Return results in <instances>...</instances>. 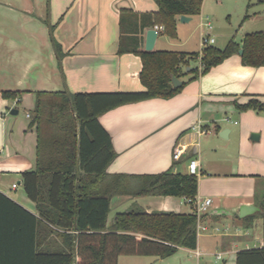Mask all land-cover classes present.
Segmentation results:
<instances>
[{"label": "crops", "instance_id": "0c3cea01", "mask_svg": "<svg viewBox=\"0 0 264 264\" xmlns=\"http://www.w3.org/2000/svg\"><path fill=\"white\" fill-rule=\"evenodd\" d=\"M206 2L203 0L197 15L201 28L197 54L202 52V37L210 36L202 29L205 22H210L205 15ZM244 7L249 17H242L234 33L222 36L224 46L232 38L240 42L246 34L264 31V0H248ZM125 10L155 15L159 8L154 0H0V192L36 217V204L23 190L22 174L38 167V132L33 122L37 93L67 90L71 98L77 93L145 90L140 82L141 58L119 53V18ZM179 18L176 38L158 32L152 51H167L163 49L166 44L177 48L188 45L192 35L184 34V26L189 21ZM154 26L162 25L154 24L138 36L140 51L146 52V32ZM216 35L210 36L214 44ZM171 52L190 54L184 49ZM197 59L200 72V57ZM5 91L19 95L7 100L1 95ZM251 98L264 103V67L244 66L240 55L234 54L188 82L171 98L146 99L103 113L98 122L110 137L115 157L97 184L98 192H110L112 188L114 192L110 177L116 175L132 178L126 184L134 188L136 176L167 171L187 174L188 162L196 159L200 170L196 197L212 201L208 212L200 217V225L208 231L197 235L195 249L178 248L175 254L185 253L195 264H235L237 252L264 247V117L235 107V103L245 104ZM13 110L17 114L11 115ZM231 117L242 120L236 130L240 141L235 163L226 157H208L204 149L206 143L212 141L216 148L217 139L231 137L229 125H218ZM196 128L208 133L198 135ZM223 130H227L223 134L226 138L219 136ZM253 133L259 140L250 139ZM214 134L217 138L212 137ZM42 138L44 143L49 141L44 133ZM177 145L184 146V152L179 160H173ZM241 206L256 210L240 218ZM131 208L146 213H191L182 197L112 193L106 227L110 229L116 215ZM217 254L220 259L215 258ZM164 258L120 256L118 264H155Z\"/></svg>", "mask_w": 264, "mask_h": 264}, {"label": "trees", "instance_id": "16d2710c", "mask_svg": "<svg viewBox=\"0 0 264 264\" xmlns=\"http://www.w3.org/2000/svg\"><path fill=\"white\" fill-rule=\"evenodd\" d=\"M154 1L159 8L155 15L125 10L119 18V53L141 58L140 82L144 91L77 93L71 97L74 110L65 92L37 93L33 122L38 132V167L22 174V187L35 202L38 217L0 192V264H118L120 256L169 257L178 248L195 249L197 218L193 213H146L131 208L117 214L110 229L106 227L112 193L194 198L197 177L173 171L136 176L137 183L132 188L126 184L130 177L116 175L110 177L114 192L112 187L110 192H98L97 184L115 157L110 137L98 117L121 105L171 98L188 82L240 49L242 65L264 67V31L246 34L240 42L232 38L223 49L208 46L192 54L200 57V72L192 69L194 76L174 88L172 77L182 79L191 56L140 51L138 36L160 24L164 34L175 39L177 17L199 15L203 0ZM248 17L247 13L243 19ZM1 95L14 100L19 93L5 91ZM235 107L264 117V103L256 98L245 104L235 103ZM43 133L49 136L46 143L42 142ZM235 264H264V247L237 252Z\"/></svg>", "mask_w": 264, "mask_h": 264}, {"label": "rangeland", "instance_id": "374dc122", "mask_svg": "<svg viewBox=\"0 0 264 264\" xmlns=\"http://www.w3.org/2000/svg\"><path fill=\"white\" fill-rule=\"evenodd\" d=\"M248 0H207L208 7L206 8L205 15L209 17V21L212 25V29L208 30L205 26L202 27L204 29V33H210L211 35H216V43L212 44L211 46H214L218 49H223L224 46V38L222 37L225 33H234V31L238 28V25H240V21L242 20V17L245 14L246 8L244 7ZM242 4V6H241ZM255 11V10H252ZM204 15V16H205ZM185 32L184 34L188 33L191 36V39L189 40V43L187 46L183 48H177L172 45H164L163 49L167 51H188L190 59L188 60V66L183 69L184 75L182 79L186 82L188 80V77L194 76L193 73H188L187 69H197L198 68V59L196 57H192V54H197L198 52V36H199V30L201 28L199 27V21L198 17L194 16L191 21L188 22L186 26H184ZM164 28V27H163ZM245 31H249V29L246 28ZM183 35V34H182ZM221 35V36H220ZM171 42V41H167ZM229 121H236V123L230 124ZM219 127H225L226 125H229L232 130V135L229 139H217V147L214 146L216 144L206 143L204 144L206 149V155L208 157H226L230 161V163L236 162V156L238 151V144H239V135L236 133V130L242 126V120L237 117H231L230 120H224L222 123L218 124ZM216 135V134H214ZM213 138H217L218 135L214 136ZM251 135V134H249ZM211 144V145H210ZM210 147H212L213 151H209ZM216 151L217 155L211 154L212 152ZM150 260V259H148ZM195 264L194 260H189L187 258V255L184 253H177L173 256L164 258L162 263H155V264Z\"/></svg>", "mask_w": 264, "mask_h": 264}, {"label": "built area", "instance_id": "2783aa9c", "mask_svg": "<svg viewBox=\"0 0 264 264\" xmlns=\"http://www.w3.org/2000/svg\"><path fill=\"white\" fill-rule=\"evenodd\" d=\"M206 27L208 30L212 29V25L210 24V22H205L203 24V27ZM154 30H156L157 32L163 31V26H154L153 28ZM200 46L202 49L211 46L212 44H214V39L208 35H205L202 37L201 42H200ZM27 117H29V115H27ZM196 132L198 135H204L207 134L208 132L206 130H201L199 128H196ZM184 152V146L181 145H177L174 148L173 151V155L172 158L173 160H179V158L181 157L182 153ZM187 174L189 175H193L198 177L200 175V170H199V163L196 159H192L188 162L187 165ZM13 187H15V185H13ZM183 201L189 205L191 207V213L195 214L196 218H197V235L199 233L202 232H207L208 228L205 226L200 225V217L207 213L212 201L209 198H198V197H194V198H187V197H182ZM195 256H199L198 252H195ZM216 259H220L221 255L217 254L215 256Z\"/></svg>", "mask_w": 264, "mask_h": 264}, {"label": "water", "instance_id": "95a60500", "mask_svg": "<svg viewBox=\"0 0 264 264\" xmlns=\"http://www.w3.org/2000/svg\"><path fill=\"white\" fill-rule=\"evenodd\" d=\"M179 19H180L181 22H188L190 20L189 17L184 16V15L180 16ZM157 35H158V32L156 30H154V29H149L146 32V36H145L146 37V39H145V51L146 52H151L153 50V47H154V44H155V40L157 38ZM53 50H54V53L56 55V58H57L58 62L60 63V60H59V57H58L57 52L55 50L54 44H53ZM238 54L239 55L242 54V49H240L238 51ZM181 84H182L181 80H179V79H177L175 77H172V85H173L174 88L180 87ZM66 93L68 95V98H69V101H70V104H71V109L74 110L73 105H72V101H71V98H70V95L67 92V90H66ZM10 114L11 115H15V114H17V111L16 110H13V111L10 112ZM225 132H227V130H223L222 132H220V135L219 136L222 137V138H226L227 136H223V134ZM250 139L253 140V141H257V140H259V135L253 133V134H251ZM255 210H256V208L255 207H252V206H241L239 208V214L238 215H239L240 218H242L245 215L250 214L251 212H253ZM72 252H73V256H74L75 244H73V250H72Z\"/></svg>", "mask_w": 264, "mask_h": 264}]
</instances>
